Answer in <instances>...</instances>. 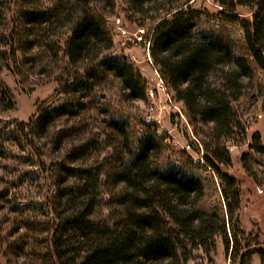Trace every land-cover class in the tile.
I'll return each instance as SVG.
<instances>
[{
	"label": "trees",
	"instance_id": "16d2710c",
	"mask_svg": "<svg viewBox=\"0 0 264 264\" xmlns=\"http://www.w3.org/2000/svg\"><path fill=\"white\" fill-rule=\"evenodd\" d=\"M24 1L19 40L25 38L31 49L50 31L69 29L68 40L59 47L64 66L57 93L65 99L40 111L36 120L0 132L7 134L10 128L36 152V141L53 138L57 121L78 116L87 94L109 78L119 81L127 101L147 100V83L129 58L109 54L113 36L92 10L99 0H55L49 7L42 0ZM213 1L220 10L216 14L197 9L196 0H127V13L142 29L152 22L153 65L174 100L183 104L190 125L210 127L213 143L205 144L203 161L221 180L226 214L197 211L204 198L201 179L177 168L156 171L152 145L142 146L141 153L108 175L102 166L79 164L90 150L88 143L72 146L52 173L56 221L47 232L53 264H189L194 253L209 254L217 238L240 264L255 254L264 262L263 249L248 251L243 244L240 188L221 171L231 162L226 143L244 135V121L260 116L264 122V0ZM9 5L0 0V11ZM240 9L251 16L241 17ZM17 46L13 38L12 50ZM16 56L5 55L6 66L16 63ZM6 108H13L11 98ZM120 132L128 148V138ZM68 134L67 129L59 133L57 143ZM250 150L264 157L263 135L252 136ZM5 155L0 140V157ZM106 177L121 191L112 220L96 216ZM8 197L9 191L0 187V212Z\"/></svg>",
	"mask_w": 264,
	"mask_h": 264
},
{
	"label": "rangeland",
	"instance_id": "374dc122",
	"mask_svg": "<svg viewBox=\"0 0 264 264\" xmlns=\"http://www.w3.org/2000/svg\"><path fill=\"white\" fill-rule=\"evenodd\" d=\"M54 1L42 0L41 5L49 7ZM8 2V10L0 11V131L4 127L13 129L14 123L36 120L40 111L63 102L65 98L57 93L64 66L59 47L63 48L69 38V29L50 31L31 49L25 38L19 40L22 23L18 15L25 10V1ZM127 4V0H99L92 10L113 36L114 47L109 54L129 58L148 90L160 91L158 98L127 101L119 81L109 78L85 95V107L78 116L57 121L53 138L36 141V152L17 134H10V128L5 129L7 134L0 132L6 149L4 158L0 157V187L9 191L8 206L0 212V264H53L49 257L51 233L47 232L56 221L52 173L68 150L81 144L88 143L90 150L79 164L102 166L107 175L122 161L127 163L141 153L142 146L152 145L151 163L156 171L177 168L201 179L204 198L197 211L212 215L222 210L226 214L221 180L203 161L205 144L213 143L210 127H192L183 104L161 88L159 72L149 53L152 22L140 28V22L127 13ZM195 7L211 14L220 11L213 0H196ZM240 13L245 19L251 16L247 9H240ZM13 38L18 40L14 51ZM5 55H17V64L12 61L6 66ZM10 98L13 108L7 110ZM243 127L245 133L240 139L226 143L231 162L221 166V171L234 177L240 188L238 225L243 244L250 247L248 251L264 250V157L250 150L252 136H264V122L258 116L246 119ZM66 129L68 136L58 144V134ZM120 129L128 138V148ZM120 197V186L104 178L96 216L112 220L119 211ZM189 264H240V260L236 256L232 259L222 238H217L209 254L196 252ZM243 264L264 262L255 254Z\"/></svg>",
	"mask_w": 264,
	"mask_h": 264
},
{
	"label": "built area",
	"instance_id": "2783aa9c",
	"mask_svg": "<svg viewBox=\"0 0 264 264\" xmlns=\"http://www.w3.org/2000/svg\"><path fill=\"white\" fill-rule=\"evenodd\" d=\"M160 80H161V88H162L166 93L169 94V90H168L167 86L165 85V83L162 81L161 78H160ZM159 92H160V91H159L158 89H155V90L150 89V90H148V96H147V98H148L149 100H152V101H153V100H155V99L158 98ZM151 110L154 111V107H153V106H151Z\"/></svg>",
	"mask_w": 264,
	"mask_h": 264
}]
</instances>
